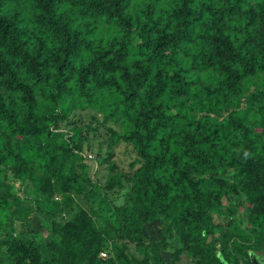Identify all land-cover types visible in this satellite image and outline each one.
<instances>
[{"label":"trees","instance_id":"obj_1","mask_svg":"<svg viewBox=\"0 0 264 264\" xmlns=\"http://www.w3.org/2000/svg\"><path fill=\"white\" fill-rule=\"evenodd\" d=\"M260 257L264 0H0V264Z\"/></svg>","mask_w":264,"mask_h":264},{"label":"rangeland","instance_id":"obj_2","mask_svg":"<svg viewBox=\"0 0 264 264\" xmlns=\"http://www.w3.org/2000/svg\"><path fill=\"white\" fill-rule=\"evenodd\" d=\"M103 150H105V147H103ZM89 154L95 155V153L93 151L85 150L83 152L84 156L89 155ZM129 157H130V155H129V153L126 152V147L123 144L116 147L115 158H116L117 162H119L118 164L122 166V168H125V169L127 168V161L129 160ZM98 169H99L98 173L94 175L95 170H98ZM90 172H91V175H93L99 179H102V180L104 179V175H106V170L103 169V167L102 168L99 166L96 167V165H94V163L92 164V169L90 170ZM259 260H260V262H262L264 264V257L263 258L260 257Z\"/></svg>","mask_w":264,"mask_h":264},{"label":"built area","instance_id":"obj_3","mask_svg":"<svg viewBox=\"0 0 264 264\" xmlns=\"http://www.w3.org/2000/svg\"><path fill=\"white\" fill-rule=\"evenodd\" d=\"M90 157V155H88ZM101 255H104V253H101Z\"/></svg>","mask_w":264,"mask_h":264}]
</instances>
